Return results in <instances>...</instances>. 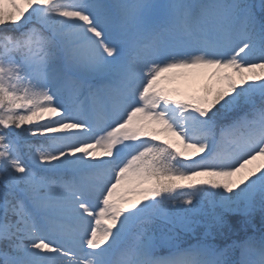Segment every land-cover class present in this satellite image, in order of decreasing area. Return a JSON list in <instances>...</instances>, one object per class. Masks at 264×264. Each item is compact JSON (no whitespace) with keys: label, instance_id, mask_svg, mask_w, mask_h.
Instances as JSON below:
<instances>
[{"label":"snow or ice","instance_id":"snow-or-ice-1","mask_svg":"<svg viewBox=\"0 0 264 264\" xmlns=\"http://www.w3.org/2000/svg\"><path fill=\"white\" fill-rule=\"evenodd\" d=\"M257 213L264 0H0V264H264Z\"/></svg>","mask_w":264,"mask_h":264},{"label":"trees","instance_id":"trees-1","mask_svg":"<svg viewBox=\"0 0 264 264\" xmlns=\"http://www.w3.org/2000/svg\"><path fill=\"white\" fill-rule=\"evenodd\" d=\"M251 2L257 4V7L259 8L260 0H251ZM210 82H206V84H209ZM252 225L253 227H248L246 232L244 230H241L239 226H236L235 232L231 235V239H237L240 236H243L244 234H254V229L258 230L264 227V220H262L261 216L259 213L255 214L252 217ZM231 239L228 241L229 243L231 242Z\"/></svg>","mask_w":264,"mask_h":264},{"label":"rangeland","instance_id":"rangeland-1","mask_svg":"<svg viewBox=\"0 0 264 264\" xmlns=\"http://www.w3.org/2000/svg\"><path fill=\"white\" fill-rule=\"evenodd\" d=\"M207 80V76L203 74H199L193 78H191L192 87L188 88L189 91H198L204 86V82ZM163 138V137H162Z\"/></svg>","mask_w":264,"mask_h":264}]
</instances>
